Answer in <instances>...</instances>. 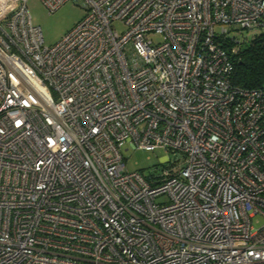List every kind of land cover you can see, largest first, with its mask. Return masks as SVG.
Instances as JSON below:
<instances>
[{"label": "built area", "instance_id": "2783aa9c", "mask_svg": "<svg viewBox=\"0 0 264 264\" xmlns=\"http://www.w3.org/2000/svg\"><path fill=\"white\" fill-rule=\"evenodd\" d=\"M26 1L0 0V264H264V87L230 34L264 0H72L49 46ZM124 143L172 157L128 172Z\"/></svg>", "mask_w": 264, "mask_h": 264}, {"label": "rangeland", "instance_id": "374dc122", "mask_svg": "<svg viewBox=\"0 0 264 264\" xmlns=\"http://www.w3.org/2000/svg\"><path fill=\"white\" fill-rule=\"evenodd\" d=\"M27 10L30 14L32 23L38 26L43 37L44 45H52L56 43L63 35H65L85 14L84 8L77 2L69 0L59 6L56 10L50 12L42 4L40 0H27ZM113 28L121 33L125 31L124 23L115 21ZM261 33L260 28H253L250 30L231 31L230 34L238 39L251 40ZM154 41H159V35H150ZM124 159V168L128 172L139 171L147 176L149 173H158L159 168L162 167L163 159L166 155L171 153L157 148L153 151H145L142 149L132 150L128 143H124L120 148ZM255 226H259L264 222V217L260 214L252 218Z\"/></svg>", "mask_w": 264, "mask_h": 264}, {"label": "trees", "instance_id": "16d2710c", "mask_svg": "<svg viewBox=\"0 0 264 264\" xmlns=\"http://www.w3.org/2000/svg\"><path fill=\"white\" fill-rule=\"evenodd\" d=\"M231 82L241 88L264 87V33L240 46L234 55Z\"/></svg>", "mask_w": 264, "mask_h": 264}]
</instances>
